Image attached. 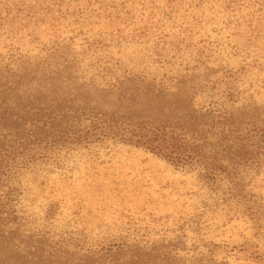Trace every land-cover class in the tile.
<instances>
[{"label": "rangeland", "instance_id": "rangeland-1", "mask_svg": "<svg viewBox=\"0 0 264 264\" xmlns=\"http://www.w3.org/2000/svg\"><path fill=\"white\" fill-rule=\"evenodd\" d=\"M55 48L91 73L205 74L236 109L264 108V0H0V73ZM61 156L18 182L25 230L137 264H264V155L217 179L125 144Z\"/></svg>", "mask_w": 264, "mask_h": 264}, {"label": "trees", "instance_id": "trees-1", "mask_svg": "<svg viewBox=\"0 0 264 264\" xmlns=\"http://www.w3.org/2000/svg\"><path fill=\"white\" fill-rule=\"evenodd\" d=\"M69 51L55 48L52 63L0 73V264H137L131 249L98 256L63 236L25 230L13 204L18 182L26 173L38 178L37 164L62 167L63 152L125 144L214 179L264 155V108L236 109V92L215 94L210 76L160 78L109 66L91 73Z\"/></svg>", "mask_w": 264, "mask_h": 264}]
</instances>
